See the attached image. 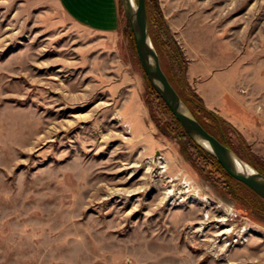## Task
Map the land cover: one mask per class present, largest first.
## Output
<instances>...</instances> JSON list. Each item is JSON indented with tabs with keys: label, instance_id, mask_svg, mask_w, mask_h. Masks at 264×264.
<instances>
[{
	"label": "rangeland",
	"instance_id": "obj_1",
	"mask_svg": "<svg viewBox=\"0 0 264 264\" xmlns=\"http://www.w3.org/2000/svg\"><path fill=\"white\" fill-rule=\"evenodd\" d=\"M116 1L115 28L94 32L61 1L0 0V264H264V215L249 188L229 194L179 129H158L154 118H169L147 93ZM157 3L183 55L203 45L207 65L224 68L226 104L241 96L264 109V0ZM97 4L68 8L116 22L112 0ZM198 81L186 78L193 92Z\"/></svg>",
	"mask_w": 264,
	"mask_h": 264
},
{
	"label": "water",
	"instance_id": "obj_2",
	"mask_svg": "<svg viewBox=\"0 0 264 264\" xmlns=\"http://www.w3.org/2000/svg\"><path fill=\"white\" fill-rule=\"evenodd\" d=\"M130 29L140 67L155 93L179 123L187 137L211 155L234 180L245 185L264 200V175L222 145L194 119L164 75L149 36L145 0H120Z\"/></svg>",
	"mask_w": 264,
	"mask_h": 264
},
{
	"label": "trees",
	"instance_id": "obj_3",
	"mask_svg": "<svg viewBox=\"0 0 264 264\" xmlns=\"http://www.w3.org/2000/svg\"><path fill=\"white\" fill-rule=\"evenodd\" d=\"M145 8H146V14H147L148 22H149V36H150L152 45L156 53L160 55L165 54L167 56L168 63H167L165 75L169 83L171 84V86L174 88L176 93L179 95L182 102L185 104V106L190 111L191 115L206 130V132H208L210 135L216 138L222 145L232 150L240 159H242L244 162L250 165L258 173L264 175V172L261 169H259L254 164H252L250 160L242 154L241 152L242 149L244 150L249 149V146L245 143L243 136L238 131H236L235 128H233L229 123L215 116L212 113V111L206 109L203 105L201 98L195 92H193L188 86L186 82V70H187L188 62L184 58V55L181 52L178 45H175L173 39L169 35L168 28L165 25V22L161 14L160 8L158 6L157 0H145ZM127 31L129 33V36L131 37V41L133 42L129 27ZM146 82H147V93L151 97H155L157 100L160 101V107L163 113H165L169 118V122H162L160 119L154 118L155 122L157 123L158 129L164 132H169L170 128H174L177 130L179 129L180 131L179 134L183 136L184 138H186L188 142L194 146V148L197 151L198 157L204 158L208 162V164H210L217 170V172L220 175L219 177L221 179H224V183L226 185L224 189L228 190L229 194H233L232 192L238 194L239 193V190H237L238 187L245 188L243 184L232 179L211 155L207 154L205 151L197 147L187 137V135L183 132L179 123L174 119L171 112L165 106L163 101L155 93V91L153 90V88L151 87L147 79H146ZM194 104L195 106H197V112L193 110ZM200 112H202L207 117L206 118L208 119L207 122H202L200 120L199 115H198V113ZM209 116H211V118H215L218 123H221L222 125H226L227 129H231V131L235 133V136L237 139L235 141H229L224 138L223 140L220 132L216 130V129H219L218 126L215 125L213 121H211V118ZM234 183L236 184L237 188H234L233 186ZM247 191L251 193V197H252L247 200L250 202V206L255 208V210L258 213L264 215V200L259 198L251 190L247 189ZM245 199L246 197H244V200Z\"/></svg>",
	"mask_w": 264,
	"mask_h": 264
},
{
	"label": "crops",
	"instance_id": "obj_4",
	"mask_svg": "<svg viewBox=\"0 0 264 264\" xmlns=\"http://www.w3.org/2000/svg\"><path fill=\"white\" fill-rule=\"evenodd\" d=\"M59 3L64 5L67 11L63 10L76 21L78 24L87 25L89 29L94 32L106 31L105 29H114L115 23L117 24V1L112 0L114 7V13L116 16V22H108L101 20L98 24H93L80 17V13L72 9L71 6L68 8L67 0H58ZM99 5V0H97ZM60 4V5H61ZM94 13L98 8H94ZM103 11V10H101ZM98 14V13H95ZM100 14V13H99ZM104 14V12H103ZM103 14L99 17L103 18ZM75 17V18H74ZM77 19V20H76ZM95 29H92V28ZM185 51L184 55L188 61L186 78L189 82L198 81L193 84L196 94L202 99L206 108L212 111H218L223 118L227 117L229 120L236 124L239 132L243 138L252 144L254 150L259 151L260 154L264 155V109L256 105H252L251 102L246 103L244 97H233V101L236 106L232 108L233 104H227L224 101V68L221 67H210L207 65V52L203 45H182ZM203 80V81H201ZM191 84V83H190ZM203 85V86H202ZM234 107V106H233ZM225 112V113H224ZM227 114V115H226Z\"/></svg>",
	"mask_w": 264,
	"mask_h": 264
},
{
	"label": "bare ground",
	"instance_id": "obj_5",
	"mask_svg": "<svg viewBox=\"0 0 264 264\" xmlns=\"http://www.w3.org/2000/svg\"><path fill=\"white\" fill-rule=\"evenodd\" d=\"M222 221H225V220H221V222H222ZM227 232H228V231H227ZM227 232H226V233H227Z\"/></svg>",
	"mask_w": 264,
	"mask_h": 264
}]
</instances>
